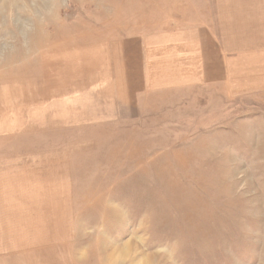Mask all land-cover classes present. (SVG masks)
<instances>
[{"label": "rangeland", "instance_id": "rangeland-1", "mask_svg": "<svg viewBox=\"0 0 264 264\" xmlns=\"http://www.w3.org/2000/svg\"><path fill=\"white\" fill-rule=\"evenodd\" d=\"M205 4L0 0V264H264L263 109L192 102L113 141L40 109L56 53Z\"/></svg>", "mask_w": 264, "mask_h": 264}, {"label": "crops", "instance_id": "crops-1", "mask_svg": "<svg viewBox=\"0 0 264 264\" xmlns=\"http://www.w3.org/2000/svg\"><path fill=\"white\" fill-rule=\"evenodd\" d=\"M205 1L194 21L107 33L56 53L40 71L41 112L59 116L60 103L70 102L63 123L112 129L113 141L192 102L188 117L197 102L202 108L213 100L264 110V0ZM168 118L164 125L176 123Z\"/></svg>", "mask_w": 264, "mask_h": 264}]
</instances>
